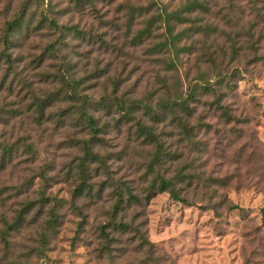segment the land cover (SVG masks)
<instances>
[{
  "label": "rangeland",
  "instance_id": "obj_1",
  "mask_svg": "<svg viewBox=\"0 0 264 264\" xmlns=\"http://www.w3.org/2000/svg\"><path fill=\"white\" fill-rule=\"evenodd\" d=\"M165 10L186 18L176 25L184 34L178 45L165 43ZM23 15L32 21L8 32ZM154 18L161 21L151 24ZM198 76L215 89H200L191 104V140L170 112L144 118L167 151L155 172L153 145L135 133L139 113L130 124L96 113L106 126L97 149L116 183L144 196L165 176L196 202L161 192L120 214L141 223L153 252L111 229L115 241L107 242L101 226L115 200L104 171L93 165L89 177L97 189L105 182L103 192L75 197L77 142L90 136L70 118L80 103L66 97L67 81L102 110L104 97L108 105L117 96L150 98ZM215 102L235 120L222 119ZM0 144L9 150L0 171V264H264V0H0ZM30 207L23 227H5Z\"/></svg>",
  "mask_w": 264,
  "mask_h": 264
},
{
  "label": "trees",
  "instance_id": "obj_2",
  "mask_svg": "<svg viewBox=\"0 0 264 264\" xmlns=\"http://www.w3.org/2000/svg\"><path fill=\"white\" fill-rule=\"evenodd\" d=\"M197 2H193L189 4V9L196 7ZM182 12L172 11L168 12L164 11L161 18L163 19V23L165 24V35L166 40L165 43L169 40H173L175 45L182 40L184 36L183 32H177L176 25L186 23V18L182 15ZM161 18L157 20H150L151 24L161 21ZM176 20V21H174ZM31 19H25L24 15L11 23L8 32H15L17 29L21 28L25 23L31 22ZM52 27L58 28V24L55 21L50 23ZM142 37V36H141ZM9 43V40H6V45ZM167 49V46H163ZM53 51L55 50L54 46L52 47ZM168 51V50H167ZM10 58L9 56L7 57ZM8 62H11L9 59ZM228 73L220 72L219 77L222 79L221 82L227 80ZM61 81H65V78L59 77ZM70 86L69 93L66 94V97L73 102H79L80 106H73L74 110L70 115V118L78 117V120L82 123L81 128L90 136L88 139H84L78 141L77 144L80 146V150L82 153V158H80L78 162V166L76 167L75 173L76 177H78V185L75 189L79 194L75 195V197L80 196H88L93 197L97 191V193L103 192L105 187V182L102 183V186L98 189L94 184H92L89 180L90 175L92 174V166L96 165L97 169H102L107 176L106 181H110L111 185L109 187L114 188V200L115 205L111 209L108 220L101 226V236L107 242L115 241L114 238L110 237L107 229H111L113 233H118L120 235H132L130 238L131 245L136 246V250H144L149 249L153 252V244L147 239L145 234L140 230L141 223L137 224L135 220L127 221L125 218L120 219V214L125 210L133 209L137 206L144 207L145 204L149 203L155 195L161 192H168L171 198L175 201L183 203L185 205H196V202L190 203V199L181 196V189L177 187L176 183L172 179H168L165 176H158L152 180V183L149 187H147L143 191L144 196H140L138 193L132 191V189L126 184H118L115 180H113L109 176V166L106 162V158L98 151L97 147L102 146V140L99 135L104 131L105 124H102L104 116H97L98 113H104L106 115L115 114L118 116L117 120L115 119L117 124H130L132 123V119L134 115L138 114L137 122L135 126V133L138 137L143 138V141L148 145H153L155 152L152 155L151 162L149 164L151 171H156L157 165H162L164 160H166L167 151L163 146V142L159 138V135L155 132L154 128L145 123L144 118H149L150 121L154 122L160 118L162 113L166 114L170 112L172 114L173 121L177 124V127L180 129L182 135H186L191 138H187L191 140L195 133V128L191 126V121L194 118V108L191 107V104L196 103L197 93L198 91L205 90L211 91L215 89V84L211 82L210 79H206L205 76H198L197 78H193L192 80H188L186 83L178 80V83L170 89V87H166L164 91H159L155 93V96H151L150 98H144L141 94L139 97L132 100H124L123 98L116 97V103L113 105H108L106 103V97H104L100 103L103 104L102 110H95L93 107L92 97L88 94L79 93L70 81H67ZM60 94L59 92L57 93ZM216 103V102H215ZM219 105L218 110L223 111L221 118L225 121L232 122L235 118L229 113L228 108L221 106L219 102L216 103ZM46 106L44 103H41L37 106V110L39 111L40 117L44 115ZM179 112H184V118H178L177 114ZM97 113V114H96ZM155 119V120H154ZM134 127L131 126V129ZM9 152L8 147L3 144H0V171L4 169L6 154ZM192 177H184L179 176V183L188 182L192 183ZM44 200L42 201V207L45 206ZM237 206H230V209H236ZM215 209V206L212 207ZM31 210V207L28 208L25 213H20L19 216L13 219L12 223L5 222V227L7 229L17 230L24 226L25 220L24 215L28 214ZM55 212L51 211V216L54 219ZM47 227H54L52 222L49 220L46 223ZM143 226V224H142ZM7 231V230H5ZM4 231V232H5ZM7 245L9 244V240L6 239V236L3 237ZM43 241H46V235L44 234L42 237ZM45 243V242H44Z\"/></svg>",
  "mask_w": 264,
  "mask_h": 264
}]
</instances>
